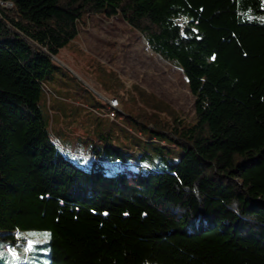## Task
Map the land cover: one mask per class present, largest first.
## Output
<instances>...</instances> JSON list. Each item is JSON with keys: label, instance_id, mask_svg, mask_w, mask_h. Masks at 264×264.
<instances>
[{"label": "trees", "instance_id": "16d2710c", "mask_svg": "<svg viewBox=\"0 0 264 264\" xmlns=\"http://www.w3.org/2000/svg\"><path fill=\"white\" fill-rule=\"evenodd\" d=\"M90 15L147 35L193 96L191 121L127 113L152 138L136 160L97 101H47ZM0 238L45 264H264V0H0Z\"/></svg>", "mask_w": 264, "mask_h": 264}, {"label": "rangeland", "instance_id": "374dc122", "mask_svg": "<svg viewBox=\"0 0 264 264\" xmlns=\"http://www.w3.org/2000/svg\"><path fill=\"white\" fill-rule=\"evenodd\" d=\"M52 59L66 74L47 84L50 89L47 101L52 100L53 104L60 101L66 107L74 103L79 108L80 118H87L85 111L90 105L96 101L100 103L97 111L108 117L104 120L105 128L112 129L114 136L118 135L117 142L124 144V152L130 154L132 160L146 151V141L152 139L145 132H138L137 125L126 116L132 109H140L152 119L162 116L171 120L178 116L191 121L194 117L193 96L180 65L170 54L157 50L147 35L133 29L121 18L86 17L79 24V34L73 43L62 48ZM58 85L62 91L58 94L64 99L55 94ZM112 97L120 100L117 109L120 113L114 119L107 112L108 100ZM85 124L81 122L80 127H73L68 132L69 138L86 137ZM54 133L60 141L70 144L57 126ZM158 144L176 150L172 144ZM149 159L146 156L144 161ZM77 163L89 168L86 160ZM125 172L132 179L136 171L130 167ZM24 237L26 251L32 250L33 242L44 238L39 233H27ZM14 252L16 249L9 243L3 244L0 238V264H45L46 258L42 260L38 253L21 261L22 255L16 257Z\"/></svg>", "mask_w": 264, "mask_h": 264}, {"label": "built area", "instance_id": "2783aa9c", "mask_svg": "<svg viewBox=\"0 0 264 264\" xmlns=\"http://www.w3.org/2000/svg\"><path fill=\"white\" fill-rule=\"evenodd\" d=\"M108 106L110 107V109L117 110L120 106L118 98L117 97L109 98ZM114 113H115V111H111L109 113L110 117H113Z\"/></svg>", "mask_w": 264, "mask_h": 264}]
</instances>
